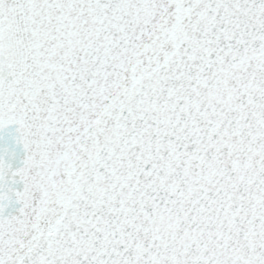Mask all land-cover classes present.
<instances>
[{
  "label": "snow or ice",
  "instance_id": "6c2138e0",
  "mask_svg": "<svg viewBox=\"0 0 264 264\" xmlns=\"http://www.w3.org/2000/svg\"><path fill=\"white\" fill-rule=\"evenodd\" d=\"M0 264H264V0H0Z\"/></svg>",
  "mask_w": 264,
  "mask_h": 264
}]
</instances>
